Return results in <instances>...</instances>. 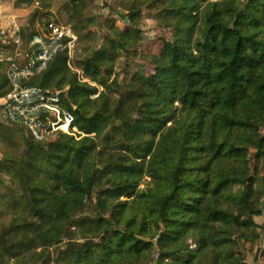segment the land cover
<instances>
[{"label": "trees", "instance_id": "16d2710c", "mask_svg": "<svg viewBox=\"0 0 264 264\" xmlns=\"http://www.w3.org/2000/svg\"><path fill=\"white\" fill-rule=\"evenodd\" d=\"M49 1L18 6L39 4L34 22L49 15ZM67 2L74 14L86 10L84 0ZM146 6L173 30L151 57L153 75L137 73L120 89L115 67L137 37L117 29L80 64L104 88L97 99L63 55L31 81L68 88L65 107L94 137L40 144L0 127L22 147L0 162V181L17 189L0 264H247L237 241L264 216V0H135L125 20L137 27ZM7 87L0 76L1 96Z\"/></svg>", "mask_w": 264, "mask_h": 264}, {"label": "rangeland", "instance_id": "374dc122", "mask_svg": "<svg viewBox=\"0 0 264 264\" xmlns=\"http://www.w3.org/2000/svg\"><path fill=\"white\" fill-rule=\"evenodd\" d=\"M3 1L6 2V0ZM8 1H13L15 5H18V2L22 0ZM84 2L86 10L82 15H77L74 12H70L67 0H50L49 15L44 13L42 16H38L34 22H31V16L39 7V4L34 3L29 5L22 3L21 9L26 11L25 15H23L22 22L31 29H35L39 25H44L46 22H57L72 26L80 38V45L75 58L72 61H68L67 59V66L75 74L79 82L80 75L78 71H81L83 73V79L88 80L87 84L99 89L97 94L91 96L93 100L100 96L104 88L86 77L80 64L93 54V52L98 51L107 40L113 39L117 29L122 31H135L137 37V42L131 43L130 45V52L121 53L115 67L113 80L118 81L120 89H125L137 73L153 75L155 68L151 62V57L159 56L163 51V41L170 40L173 37V30L171 28L160 25L158 10L151 9L147 6L144 7L139 25L132 27L125 20V16H127L128 10L134 6L135 0H84ZM5 72L6 66L1 64L0 76H5ZM93 96L98 97L92 98ZM114 98H119V95H114ZM1 126L9 127L5 123H0ZM21 149L22 147L18 142H12L6 135L0 136V162L4 158L19 157L22 154ZM251 164L253 167H256L254 160H252ZM260 169L259 180L264 177V163L260 165ZM147 180L149 181V179ZM144 186L145 182H143L141 188L143 189ZM12 191L15 192L17 189L14 185H11L9 177L3 176L2 181H0V231L9 224L10 210L8 206L11 205L8 200L10 199L9 196L12 194ZM95 202L93 200L94 204L89 203L87 205L88 208L86 209L85 215L95 211ZM75 218H78V216L76 215ZM256 221H258L260 229L255 233H241V237L243 238L240 237L241 239L239 238L240 240L237 241L236 250L241 253L247 264H264V216L257 218ZM153 242L155 244L153 257L157 261L160 258L157 238ZM188 247L190 250H196L197 245L193 239L188 241ZM57 248L59 246L53 248L52 251L55 252Z\"/></svg>", "mask_w": 264, "mask_h": 264}, {"label": "built area", "instance_id": "2783aa9c", "mask_svg": "<svg viewBox=\"0 0 264 264\" xmlns=\"http://www.w3.org/2000/svg\"><path fill=\"white\" fill-rule=\"evenodd\" d=\"M5 2L0 0V63L6 66V93L0 95V123L25 130L40 144L69 137L79 142L95 134H86L76 125L74 111L65 107L68 89L43 90L30 81L40 76L60 55L72 61L79 51V37L74 30L57 22L25 26L21 17L4 13ZM32 37L29 38V36ZM78 71V70H77ZM81 83L84 80L78 71ZM83 79V80H82ZM63 96V97H61ZM98 96H93L95 98Z\"/></svg>", "mask_w": 264, "mask_h": 264}, {"label": "crops", "instance_id": "0c3cea01", "mask_svg": "<svg viewBox=\"0 0 264 264\" xmlns=\"http://www.w3.org/2000/svg\"><path fill=\"white\" fill-rule=\"evenodd\" d=\"M5 5H6V7L4 9H7V11L4 13V15H6L7 13H14V14H17L19 17H21V22L23 21V15H25V12H26L24 9H21L20 6L15 5V2H13V1L10 2V1L6 0Z\"/></svg>", "mask_w": 264, "mask_h": 264}, {"label": "water", "instance_id": "95a60500", "mask_svg": "<svg viewBox=\"0 0 264 264\" xmlns=\"http://www.w3.org/2000/svg\"><path fill=\"white\" fill-rule=\"evenodd\" d=\"M61 97H63V96H61Z\"/></svg>", "mask_w": 264, "mask_h": 264}]
</instances>
